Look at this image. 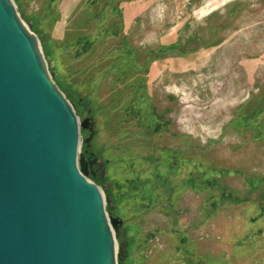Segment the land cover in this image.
<instances>
[{"label":"rangeland","instance_id":"rangeland-1","mask_svg":"<svg viewBox=\"0 0 264 264\" xmlns=\"http://www.w3.org/2000/svg\"><path fill=\"white\" fill-rule=\"evenodd\" d=\"M13 2L95 125L117 263L264 264V0Z\"/></svg>","mask_w":264,"mask_h":264},{"label":"water","instance_id":"water-1","mask_svg":"<svg viewBox=\"0 0 264 264\" xmlns=\"http://www.w3.org/2000/svg\"><path fill=\"white\" fill-rule=\"evenodd\" d=\"M49 68L14 2L0 0V264H118L122 222L87 178L103 162L80 153V130L89 147L95 125Z\"/></svg>","mask_w":264,"mask_h":264},{"label":"bare ground","instance_id":"bare-ground-1","mask_svg":"<svg viewBox=\"0 0 264 264\" xmlns=\"http://www.w3.org/2000/svg\"><path fill=\"white\" fill-rule=\"evenodd\" d=\"M13 1V0H12ZM40 43V42H39ZM43 53V52H42ZM44 55V54H43ZM45 58V57H44ZM46 60V59H45ZM64 95V94H63ZM76 114V113H75ZM77 116V115H76ZM79 119V118H78ZM80 121V120H79ZM82 145V144H81ZM77 166H78V169H79V155L77 156ZM102 196H103V199H104V201H106L105 200V197H104V194H102ZM116 250H117V247H116ZM118 251V250H117Z\"/></svg>","mask_w":264,"mask_h":264},{"label":"flooded vegetation","instance_id":"flooded-vegetation-1","mask_svg":"<svg viewBox=\"0 0 264 264\" xmlns=\"http://www.w3.org/2000/svg\"><path fill=\"white\" fill-rule=\"evenodd\" d=\"M84 157H85V156H84ZM89 158H90V156L87 154V160H89ZM84 159H85V158H84ZM90 159H91V158H90ZM87 160H86V161H87ZM89 161H90V160H89ZM94 167H97V165H95V164L92 165V167L89 168V170H90V171H93Z\"/></svg>","mask_w":264,"mask_h":264},{"label":"trees","instance_id":"trees-1","mask_svg":"<svg viewBox=\"0 0 264 264\" xmlns=\"http://www.w3.org/2000/svg\"><path fill=\"white\" fill-rule=\"evenodd\" d=\"M87 178L92 180V177H91L90 174H88ZM92 181H93V180H92ZM94 182H96V184H98V185H99V183H100L99 181H98V182H97V181H94Z\"/></svg>","mask_w":264,"mask_h":264}]
</instances>
